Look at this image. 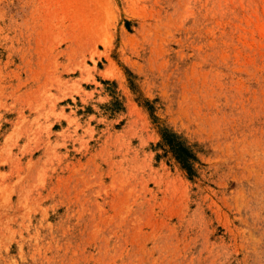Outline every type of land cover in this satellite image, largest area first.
Listing matches in <instances>:
<instances>
[{"label": "rangeland", "instance_id": "obj_1", "mask_svg": "<svg viewBox=\"0 0 264 264\" xmlns=\"http://www.w3.org/2000/svg\"><path fill=\"white\" fill-rule=\"evenodd\" d=\"M0 264H264V0H0Z\"/></svg>", "mask_w": 264, "mask_h": 264}, {"label": "trees", "instance_id": "obj_2", "mask_svg": "<svg viewBox=\"0 0 264 264\" xmlns=\"http://www.w3.org/2000/svg\"><path fill=\"white\" fill-rule=\"evenodd\" d=\"M166 140L171 149H173L185 163H189V158L193 157V153L190 151V149L181 141L176 140L170 133H166Z\"/></svg>", "mask_w": 264, "mask_h": 264}]
</instances>
